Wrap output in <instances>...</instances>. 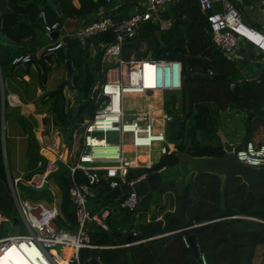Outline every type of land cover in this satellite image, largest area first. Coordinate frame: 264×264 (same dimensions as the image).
I'll return each mask as SVG.
<instances>
[{
  "label": "trees",
  "instance_id": "16d2710c",
  "mask_svg": "<svg viewBox=\"0 0 264 264\" xmlns=\"http://www.w3.org/2000/svg\"><path fill=\"white\" fill-rule=\"evenodd\" d=\"M55 1L68 17L84 16L105 4V0H78L80 7L72 6V10L69 11L64 2L71 5V0ZM162 13L164 17H170L172 20L183 17L187 21L179 23L177 27L172 23L170 28L165 30H160L152 21L142 23L136 37L123 45L121 58L129 60L131 54L135 53L137 60L178 59L182 62L184 74H207L208 67H214L220 75H224V78L211 80L188 78L183 81L181 90L165 92L164 113L172 117L180 116L181 124L184 123V118L191 117L194 128L200 130L205 129L208 124L210 116L208 103H213L219 111L228 107L241 109L246 113L241 145L249 140L256 145L264 143V74L259 75L256 81L245 82L241 79L238 64L226 60L211 42L206 32L208 28L206 15L201 12L196 0H177L174 4L168 5ZM128 16L127 9H123L120 15L113 14L112 18L114 21H120L121 18ZM113 39L114 34L107 30L87 38L85 42L73 37L66 43L67 52L64 59H69L78 70L72 76L74 89L78 94L83 95L84 65H88L91 85L93 68L96 69L101 62V50H98L92 64L88 60L89 45L93 43L98 48L99 43L110 42ZM144 45L146 47L141 50ZM9 51L8 46L3 48L4 53ZM2 54L0 53L1 67L10 64L12 57L16 55L4 59ZM199 58L203 61H198ZM157 93L144 94V100H153ZM177 101L181 103L180 107H176ZM53 103L51 111L55 114L56 120L61 122L59 124L61 128L72 114L64 116L61 103L59 101ZM123 112L125 117L126 114L129 115L125 108ZM180 138L178 137L176 142H169L174 143L173 149L172 146L166 147L158 161L153 162L151 169H131L126 175V180L135 179L144 172L176 165L179 161L177 154L186 149L191 156H224L220 140L217 145H210L201 144L192 135L187 141ZM0 176H5L1 149ZM75 178L80 182L85 181L80 170L75 172ZM53 179L59 190L60 210L63 216L57 219V224L73 228L75 215L69 197L70 179L66 173ZM105 183L99 191L104 193V198L109 192ZM221 183L222 177L212 173L197 176L192 174L187 179L177 198L178 202L181 198L185 199V221L170 218L171 214H168L163 225L154 217L148 222L139 223L135 234L132 232L133 227L118 225V219L113 218L114 212L109 216L112 221L108 223V227L92 223L90 230L93 243L115 247L96 249L97 258L92 257L91 249L81 248L78 262L72 260L68 264H200L193 249L184 246L183 235L194 236L196 244L206 255L209 264H254L259 248L264 246V184H255L249 188L236 176L227 181L224 192H221ZM2 214H5L4 210ZM164 233L168 234L163 235ZM2 236L4 235L0 232V237ZM137 240L144 241L122 246L126 242ZM64 248L66 251L61 258L68 261L73 257V250L67 246Z\"/></svg>",
  "mask_w": 264,
  "mask_h": 264
},
{
  "label": "built area",
  "instance_id": "2783aa9c",
  "mask_svg": "<svg viewBox=\"0 0 264 264\" xmlns=\"http://www.w3.org/2000/svg\"><path fill=\"white\" fill-rule=\"evenodd\" d=\"M107 3L122 2L123 0H105ZM176 0H144L143 3H136L133 12L120 21H112L110 18H102L88 25L83 26L77 33L82 42L97 33L111 30L114 39L110 42L101 43L97 50H101L100 70L104 73V81L94 92L89 101L94 108L93 116L82 125L79 139L76 142V150L66 153H56L53 158L47 160L42 172L33 174L25 180L28 187L32 189L42 186L46 175L57 168L56 160L63 161L68 167L66 174L70 179L69 197L75 215V226L67 228L57 224V219L63 217L60 210V200L50 203L32 202L27 198L19 199L15 186L19 183L20 177L12 178L5 159V169L9 191L14 199L17 212L24 222L26 234H7L0 238V258L9 247H15L31 264H60V254L56 246H67L72 248L73 257L68 260L78 262V253L81 248L91 250L115 247L104 246L93 243L90 225L105 226L104 222L109 218L112 207L101 206L97 212L88 205L89 199L95 198L100 189L107 183L109 189L120 186L123 183L132 184L135 180L143 177L126 180L129 170L143 167L151 169V152L154 143H164L167 139L165 127L173 117L165 114L163 125L160 130L156 128V119L148 113L126 118L124 115L125 94H146L158 91H179L183 83L182 62L175 59H144L137 60L121 58V50L124 44L134 39L138 34L139 27L146 21H152L160 29H167L171 21L162 19L159 15V8L165 3H174ZM201 12L206 15L208 28L206 32L210 36L213 45L222 53L226 60H233L234 50L239 42L250 44L260 55L258 65L264 66V31H260L243 21L241 12L229 0H196ZM264 1V0H263ZM221 5L215 9V4ZM43 32L49 38L55 31H59L62 23L59 21L48 22L44 14ZM69 20V17L66 18ZM65 45L62 36H57L47 44L44 51V62L51 68L57 67L58 51ZM96 49L92 54H96ZM32 62V56L28 53L16 54L12 57L10 65L13 69L27 68ZM150 66L152 82L146 83L144 78V66ZM207 75H213L211 68H208ZM113 72L114 77H109ZM245 82L256 81L255 75H242ZM2 79L0 76V85ZM129 126V127H127ZM138 129V131H137ZM1 137L4 140V115L1 116ZM117 135L110 137L109 135ZM125 134H128L130 145L135 151L134 157L128 158L124 155L123 142ZM141 138V142L137 141ZM147 139V140H146ZM140 149L148 153L145 160L137 159ZM158 150L164 153L165 146ZM5 153V152H4ZM236 159L243 164L264 167V143L256 145L252 140L246 141L234 151ZM37 165H41L39 161ZM81 171L85 181H77L75 172ZM105 183V184H106ZM139 205V196L136 193H126L120 196L118 206L120 209L134 212ZM106 227V226H105ZM133 234L136 230L132 231ZM137 240L126 242L122 246H130L143 242ZM186 248L191 247L189 238L182 236ZM198 261L200 264H209L206 255L196 244Z\"/></svg>",
  "mask_w": 264,
  "mask_h": 264
},
{
  "label": "crops",
  "instance_id": "0c3cea01",
  "mask_svg": "<svg viewBox=\"0 0 264 264\" xmlns=\"http://www.w3.org/2000/svg\"><path fill=\"white\" fill-rule=\"evenodd\" d=\"M229 1L232 2L241 12V16L244 22H246L248 25L260 31H264V1L263 0H229ZM143 2L144 0H136L135 2L129 0H123L122 2L119 3L115 1H112L111 3H107L105 1L104 5L99 6L94 11L84 16L69 17V20H66L68 16L64 13L60 4L56 3L55 0H0V53L1 54L3 53L2 55L4 59H8L9 56L11 57L14 54H21V53H28L32 56V62L25 69L22 67L13 69L10 64H7L5 67H1L0 65V76L2 79V84L0 85V93H1L0 103L2 101L0 111H1V116L2 114L4 115L3 137L5 138L6 119L14 121L19 117V119H25L31 124V131L33 133L34 139L38 140L39 142H41L42 139L47 141L46 148L48 149V151H46L42 146H37L38 152H43V154L45 152L46 155L45 154L44 155L47 157V160L50 159L49 158L50 156L54 157L56 153H66L71 150L74 152L76 150L75 147L76 142H74L71 148L68 149L66 145H61L60 138L58 136H55L53 137L54 139L51 141L52 144L50 145V143H48L49 140L48 136L45 135V131L47 128V123L45 121L48 117L47 110L50 111L51 114L53 113L51 111V108H52V104H54L53 103L54 101H59V103H61L62 114H64V116H68L70 115L71 110H72L71 114L73 115L74 109L79 104H81L84 99L81 98L79 102L76 100L79 94L77 90L74 89V85H72V88L70 89L71 100H68L65 96L66 87L63 89L62 96L52 95L57 90L60 83L67 76L65 63L66 60L69 59H64V56L67 52L66 43L70 40V38L76 37V33L83 26L88 25L97 20H100L102 18H110L112 21H114L112 15L113 14L120 15V12L123 9H127L128 14L131 15V11L133 12V10H131L132 9L131 6H133V4L135 5L136 3H143ZM174 3H170V4H174ZM64 4L69 11L72 10V6L76 8L80 7L78 0H71V5H69L67 2H64ZM215 7H216L215 9H220L221 5L219 3H216ZM164 11H165L164 8L160 10V14L162 16L160 17L165 20L169 19L172 25V23H174V20H172L170 17H164L162 13ZM114 12H116V14ZM41 13L44 14V17L48 22L59 21L62 23L61 29L59 31H55L52 35V38H49L43 32V23H42L43 19L41 17ZM124 18L126 17H123V19ZM160 30H165V29H160ZM57 36H62L63 40L67 36L68 39L66 41L64 40L65 45L61 50L58 51L57 67L52 68V69H57L58 71L56 72L54 77H50L51 79H48L46 75L48 69H50L51 67L44 62L45 59L44 51L46 45L51 43L54 40V38H56ZM86 40L87 39H85L83 42H85ZM5 46H8L10 49L8 53L3 52V48ZM93 49H96L97 51L95 55L92 54ZM97 49L98 48L95 47L93 43L89 45V52H90L89 57L93 60L95 59L94 57L97 56L98 53ZM234 54L235 57L231 61H234L238 64L237 69L240 72L241 77L242 75H255L258 78L259 75L264 74V66L258 65L257 63V61H259L260 55L250 44L246 42H239V45L234 50ZM133 56H135L134 58L136 59L135 53L131 54L130 58H132ZM71 66H72V76H73L78 72V70L76 69V67L72 65V62H71ZM244 66H247L249 68L248 71L249 73H247L246 70L243 69ZM98 67L100 68V66ZM258 70H261V73L254 74V72ZM201 74H206V73H201ZM109 77H114V73L111 72L109 74ZM6 78L7 80L10 81V83H12L8 85L9 89L7 91V96L9 98L8 106L10 109V111L8 112V117L6 116L4 110V108L7 107L6 99L3 101L4 90H5L4 79ZM103 81H104V77H103ZM18 82H20L21 84H19ZM24 91H26V93H24ZM165 92H169V91L159 92L160 93L159 101L153 99V101H150L151 103L149 102V104H145L147 107L145 109V113H143V114L148 113L157 117L158 115L160 116L158 117V121L156 120V129L158 130L161 129L163 125V117L166 114L164 113V109H163V97ZM211 104L213 103H208L210 116L208 118L207 127L205 129H200V130L195 129L194 131L190 132V134H188L186 139H184L182 136L180 140L187 141L189 139V136L191 137L192 135L193 138L201 142V144H210V145L218 144L219 137L216 134L217 132L215 133L217 139H215L213 138V136H211L210 131L212 130V128L213 129L216 128V126H218V128H221L222 131V127L220 126V124L215 125L212 121L214 110L213 108H211ZM180 105L181 103L177 101L176 107H180ZM40 109L42 110L39 111ZM58 121L59 120L57 119V121L52 122L55 128L57 125L61 124V122ZM13 126H14L13 128L17 130L16 133L17 132L21 133L23 135V138L30 137V135H28V132L24 133L22 129L19 128V123L17 121L14 123ZM67 127L68 130L69 126ZM198 133H200L201 135L203 134L204 137L198 136ZM243 136H244V119L242 122V130L240 132H236L235 134H232V137L227 135L226 138L230 142H236V141L242 142ZM167 139L163 144L160 143V145L157 144L156 146H154L155 149L154 151L157 153L156 161H158L159 156L163 154L158 150L160 146L162 145L165 147L172 146L173 149V144L169 143ZM61 146H63L62 149ZM0 149H1L2 157H4L3 151L5 152V146L3 145L2 147L0 146ZM50 151H52V153ZM188 156L191 155L187 149L183 152H179L177 154L179 161L176 165L172 167L165 166L158 170L161 172V174L163 173L165 174V176L163 174V179L165 180L166 179L165 177H167L166 180L170 183V185L161 192L160 197L157 200H155L154 198L151 199L150 198L151 196L148 194L146 197H143L145 198V201H147L145 204V210L144 211L139 210V212L135 214V218L136 217L138 219L142 218L143 221L141 222H148L152 220L153 217L148 215L147 213L148 210H146L147 205L149 206V204L151 203L153 204L151 212H155V217H156L155 220L161 221L163 225L165 224L166 215L174 214L176 212L179 204V202L177 201L178 194L181 191V188L185 184L187 179L193 174V173H187L184 170V160ZM5 159L6 158L3 159L4 169H5ZM138 169H145V168L140 167ZM5 173H6V169H5ZM47 188H49V181ZM158 189L156 191H158ZM110 190L111 189H109V191ZM59 200L60 198H58L57 201ZM88 205L90 206L91 209H93L94 212H97L101 206H109V205H112L113 208V211L111 213L115 212L116 210L115 209L116 205L111 203L102 202L98 207V205L95 202L94 203L88 202ZM115 215L113 216V218L116 217ZM3 216L4 215L1 213L0 223L2 220L7 219L5 216L4 217ZM111 221L112 219L108 218L104 222V225L108 227V223ZM125 227L128 226L125 225ZM132 227H133L132 230H136L137 225L135 227L131 225V228ZM167 234L168 233H164L163 235H167Z\"/></svg>",
  "mask_w": 264,
  "mask_h": 264
},
{
  "label": "rangeland",
  "instance_id": "374dc122",
  "mask_svg": "<svg viewBox=\"0 0 264 264\" xmlns=\"http://www.w3.org/2000/svg\"><path fill=\"white\" fill-rule=\"evenodd\" d=\"M168 5H170V3H165L162 7L159 8L160 16H161L160 10L162 8L166 10ZM131 7H132L131 10H133L134 4ZM145 47H146L145 45L142 46L141 50H143ZM88 60L91 62V64L94 62L93 59L91 58H89ZM243 69L246 70V72L248 73L249 68L247 66H244ZM57 71H58L57 69H52V68L48 69L46 77L48 79H51L50 77H54ZM103 77H104V73L99 69V67H97L96 69L93 68L92 83L89 87L88 96H87L88 99L91 100V98L94 95V92L99 88V86L103 82ZM9 84H12V83H10V81L7 80V78L4 79L5 90H4L3 101L6 99L7 107L4 108V110H5L7 117H8V112L10 111L9 106H8L9 98L7 96ZM72 84H73V81H72ZM70 91H71L70 89L65 88V96L68 100H71ZM24 93H26V91H24ZM81 97H83V95L79 93L76 100L79 102L81 100ZM144 98H145L144 95L137 94V93L124 95V102H123L124 108L126 110V113L129 114V115L126 114V118H132L134 116L133 114H135L136 116V115H141L145 113V109L147 107L145 104H149V102L153 100L148 101V100H144ZM154 99L159 101L160 94L157 93ZM1 104H2V101L0 103V109H1ZM211 108H213L214 110L212 121L215 125L220 124L224 135L226 136L228 135L232 137V134H235L236 132H240L242 130V122L246 114L244 110L237 109L234 107H228L225 110L219 111L217 108H215L213 104H211ZM41 110L42 109H40L39 111ZM70 112L72 113V110ZM93 113H94L93 109L90 110L88 108H83L78 118L72 121L68 125L69 129L67 130L68 128L67 127L65 131H63L60 128V125H57L56 128L53 126L52 122L57 121L55 118V114L54 113L51 114L50 111L47 110L48 117L45 121L47 123L45 135L48 136V139H49L48 143H50L51 145L52 144L51 141L54 139L53 137L58 136L60 138L61 145H66L68 149L71 148L72 144H74V142L77 139H79V133L82 131V125L93 116ZM154 117L158 121V117L160 116L158 115V117L157 116H154ZM183 120H184V123L182 124L180 121H176L173 124L172 126L173 133L167 139L168 142H171V141L176 142V140L178 141V137H182V136L184 139H186L188 134H190V132L195 130L194 125H193L194 123L191 117H186ZM16 121L19 123V128L22 129L24 133L28 132V135H30L29 138L28 137H26L27 139L23 138V135L21 133L19 132L16 133L17 130L13 128L14 127L13 125ZM217 128L218 126H216V128L214 129L212 128V130L210 131L211 136H213V138L215 139H217V136H216ZM31 133H32L31 124L27 120L19 119V117L14 121L6 119V131H5L4 141H3V138L0 136L1 137L0 146L1 147L2 145L5 146V153L3 151V156H4L3 159L6 158L7 160V165H8L11 177L12 178L20 177L19 183L15 186V190L17 192L18 198L19 199L27 198L32 202H43V203L48 204L52 202L53 200L57 201L58 198H60L59 191H58V188L56 186L54 179L49 180V188L42 189L39 191H36L32 189L31 187L23 185V182L29 179L33 174L42 172L47 162V157L45 156L46 155L45 152H44L45 154L44 155L43 152L37 151V146H42L46 151H48V149L46 148L47 141L42 139V141L39 142L38 140L34 139L33 133L32 134ZM109 136L114 137L117 135L115 134V135H109ZM198 136L204 137V135L203 134L201 135L200 133H198ZM122 142H123L124 155L128 158L134 157L135 151H133L130 145L128 134H125L124 138H122ZM157 144L160 145V143H154L155 146ZM62 148L63 146H61V149ZM50 152L52 153V151ZM138 153L140 155L142 154L146 155L148 152L145 149H140ZM150 155H151V161L152 162L156 161L157 153L153 151L151 152ZM39 161L41 162V165H37ZM5 174H6L5 176H0V216H1L2 210H4V213H5L4 216L7 219L1 221L2 224L0 225V232L2 235L26 234L28 232L27 228L17 212L14 199L8 188L7 173ZM165 178L167 179V177ZM166 179L163 181V184L159 187L158 191L148 193V195L151 196L150 197L151 199L154 198L155 200H157L160 197L161 192L165 188L169 187L170 183ZM99 191L100 189H97L98 195L95 198L89 199L90 203L95 202L98 205V207L100 206L102 202L117 205L120 197H117L115 199H105L104 193H99ZM146 196L147 194L144 195L143 197H146ZM143 197H139L140 206L138 205L134 213L120 209L118 206H115L116 210L114 213L117 215L116 218L118 219L119 224L127 225L130 228L131 225L135 227L136 225L139 224V222L143 221L142 218L140 219H138L137 217L135 218V214L139 212V210L140 211L145 210V204L147 201H145V198ZM152 205H153L152 203L149 204V206L147 205L146 210H148L147 211L148 215L154 218L155 212H151ZM108 207H112V205H109ZM55 249H56V252L60 254V256H63V254L66 251L64 247L62 248V246L61 247L56 246ZM254 264H264V246L262 248H259L257 256L254 260Z\"/></svg>",
  "mask_w": 264,
  "mask_h": 264
},
{
  "label": "water",
  "instance_id": "95a60500",
  "mask_svg": "<svg viewBox=\"0 0 264 264\" xmlns=\"http://www.w3.org/2000/svg\"><path fill=\"white\" fill-rule=\"evenodd\" d=\"M187 21L185 18L177 17L174 19V25L177 27L180 22ZM67 36L64 38L66 41ZM179 50V49H178ZM135 57V56H133ZM198 61H203L201 58ZM206 63V62H205ZM66 70L67 76L60 83L57 90L52 95H63V89L72 88V66L70 60H66ZM85 68V83L83 86V102L79 104L73 112V115L67 120V122L62 126V130L65 131L67 126L74 120L77 119L79 112L83 108L92 109V104L87 98L88 90L90 87V71L88 69V65H84ZM213 71V75H206L201 73H190L183 74V81L188 78H199V79H213V78H224V75H220L214 67H211ZM260 74L261 70L255 71L254 74ZM21 84L20 82H18ZM148 93H151V90H148ZM1 100V93H0ZM180 116H174L169 122H167L165 127L166 137L169 138L172 134V126L176 121H180ZM0 134H1V111H0ZM217 136L219 137L220 143L222 145V149L224 151L223 157L216 156H188L184 160V170L187 173H193L195 176L200 175L202 173H212L222 177L221 183V192H224L227 181L232 177H240L242 183L246 184L249 188L255 184H264V167H254L250 165L243 164L238 161L234 155V151L237 147L241 145V141L230 142L226 136L222 133L221 128L217 129ZM39 150V149H38ZM57 168L51 172H49L45 180L40 187L33 188L36 191L46 189L48 187V181L53 179L56 176L63 175L68 171V167L66 164L57 159L56 160ZM163 174L160 171H151L146 173L143 177L135 180L132 184L123 183L120 186H117L111 189L106 195V199H115L120 197L126 193L134 192L139 197H143L144 195L155 192L163 183ZM23 185L28 186L26 182H23ZM185 208V199L181 198L179 200V204L177 210L174 214L170 215V218L179 219L181 221H185L184 215ZM246 218V217H245ZM252 219V218H251ZM254 220V219H253ZM191 248L193 249L194 255L196 259L198 258V251L196 247V241L193 235L188 236ZM91 255L94 258H97L96 251L92 250Z\"/></svg>",
  "mask_w": 264,
  "mask_h": 264
},
{
  "label": "bare ground",
  "instance_id": "6f19581e",
  "mask_svg": "<svg viewBox=\"0 0 264 264\" xmlns=\"http://www.w3.org/2000/svg\"><path fill=\"white\" fill-rule=\"evenodd\" d=\"M134 59V57H132ZM144 68V78L146 83L151 84L152 82V75L150 66L147 64L143 67ZM158 92V91H155ZM151 115V114H150ZM153 116V115H152ZM154 117V116H153ZM155 119V117H154ZM129 127V126H127ZM138 131V129H137ZM147 140V139H146ZM138 142H141V138H137ZM49 158H53V156H50ZM145 155L137 154V159L139 160H145ZM3 219V217H2ZM52 252H56L55 250ZM60 264H68V261H64L62 258L58 259ZM0 264H31L15 247H9L3 256L0 258Z\"/></svg>",
  "mask_w": 264,
  "mask_h": 264
}]
</instances>
